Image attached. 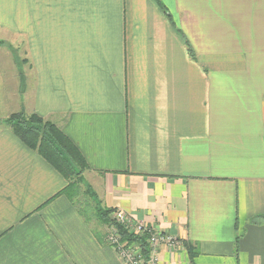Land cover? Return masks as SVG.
<instances>
[{
	"label": "crops",
	"instance_id": "obj_1",
	"mask_svg": "<svg viewBox=\"0 0 264 264\" xmlns=\"http://www.w3.org/2000/svg\"><path fill=\"white\" fill-rule=\"evenodd\" d=\"M160 1L175 26L156 0H0L30 62L21 92L0 45V120L55 121L102 207L176 238L159 264H264V0ZM66 184L0 128V264H122Z\"/></svg>",
	"mask_w": 264,
	"mask_h": 264
},
{
	"label": "trees",
	"instance_id": "obj_2",
	"mask_svg": "<svg viewBox=\"0 0 264 264\" xmlns=\"http://www.w3.org/2000/svg\"><path fill=\"white\" fill-rule=\"evenodd\" d=\"M156 1L167 14L172 25L175 26L168 8L160 0ZM182 37L190 56L196 60V53L189 40L183 34ZM20 76L22 84L25 85L22 71ZM2 127L10 128L28 147L37 151L67 179L66 186L59 194L68 196L84 215L94 209L105 221L107 227L110 225V214L116 209L102 207L101 202L96 198V193L91 190L90 186L87 185L85 190L80 188V183L84 181L82 176L89 169L88 162L78 146L55 121L35 111L27 113L22 110L13 112L8 118L0 120V128ZM81 194L83 195L82 199L78 197ZM122 232L129 240H145V237L135 236L127 231Z\"/></svg>",
	"mask_w": 264,
	"mask_h": 264
},
{
	"label": "built area",
	"instance_id": "obj_3",
	"mask_svg": "<svg viewBox=\"0 0 264 264\" xmlns=\"http://www.w3.org/2000/svg\"><path fill=\"white\" fill-rule=\"evenodd\" d=\"M110 217L105 241L122 264H159L161 250L172 248L177 241L174 236L138 220L122 209L114 210ZM122 231L145 237V240H129Z\"/></svg>",
	"mask_w": 264,
	"mask_h": 264
},
{
	"label": "rangeland",
	"instance_id": "obj_4",
	"mask_svg": "<svg viewBox=\"0 0 264 264\" xmlns=\"http://www.w3.org/2000/svg\"><path fill=\"white\" fill-rule=\"evenodd\" d=\"M1 50L3 51V55H6V53H8V58L7 60L4 61V64L7 65V68H9L11 70V72L13 73V67H15L17 69L16 73L17 74L15 76V78L18 77V70L21 72L22 70H24L25 68L28 69L30 62L28 61V57H27V51H26V45L23 43H15L14 45L6 42L4 40H1ZM7 49V50H6ZM8 73V77H10V73L7 70ZM13 86V85H12ZM25 85L22 84L19 87L20 91L23 92L22 90H24ZM19 89L16 93L19 92ZM21 94V93H20ZM82 179L84 181H82V183H80V188L82 190H85L86 186H90L91 190L95 192V189L92 187L91 183H90V177L86 174V172L83 174ZM81 195H79L78 197H81ZM105 236H106V232H105Z\"/></svg>",
	"mask_w": 264,
	"mask_h": 264
}]
</instances>
